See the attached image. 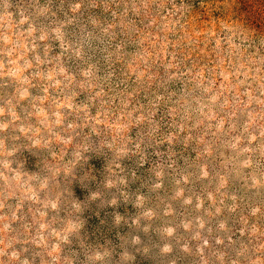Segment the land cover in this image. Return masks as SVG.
Masks as SVG:
<instances>
[{"label":"rangeland","instance_id":"374dc122","mask_svg":"<svg viewBox=\"0 0 264 264\" xmlns=\"http://www.w3.org/2000/svg\"><path fill=\"white\" fill-rule=\"evenodd\" d=\"M0 264H264V0H0Z\"/></svg>","mask_w":264,"mask_h":264}]
</instances>
